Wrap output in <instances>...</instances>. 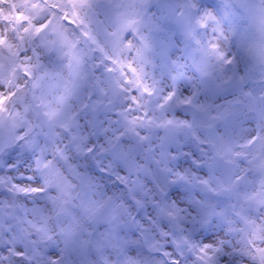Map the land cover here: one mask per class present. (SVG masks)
Here are the masks:
<instances>
[{"label": "snow or ice", "instance_id": "6c2138e0", "mask_svg": "<svg viewBox=\"0 0 264 264\" xmlns=\"http://www.w3.org/2000/svg\"><path fill=\"white\" fill-rule=\"evenodd\" d=\"M0 264H264V0H0Z\"/></svg>", "mask_w": 264, "mask_h": 264}]
</instances>
